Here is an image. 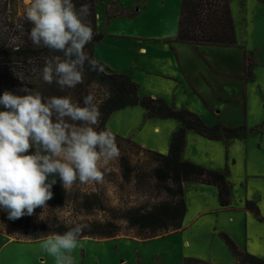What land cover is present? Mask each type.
<instances>
[{
	"label": "rangeland",
	"instance_id": "rangeland-1",
	"mask_svg": "<svg viewBox=\"0 0 264 264\" xmlns=\"http://www.w3.org/2000/svg\"><path fill=\"white\" fill-rule=\"evenodd\" d=\"M179 2L96 0L102 39L95 45L94 57L111 71L127 75L138 85L141 98H159L174 109H186L207 126L245 128L240 137L216 142L213 147L198 145L203 151L214 153V158L221 162L225 153L235 159V165H230L229 174L225 175L230 204L227 209L202 215L190 229L171 235L146 240L116 238L113 234L111 238L80 237L71 253L73 264H182L184 259L194 256L202 261L229 264L234 259L221 233L218 234L220 227L228 228L242 251L264 260V0H245L244 7L239 0L232 2L235 47L206 46L198 51L189 45L165 41L176 35ZM29 6V0H12V16L26 17ZM1 38L5 39L4 35ZM140 47L146 51L142 52ZM11 62L0 57L2 94L10 92L13 85ZM138 110L143 112L139 106L121 109L110 115L106 126L115 127L123 137H131L149 149L143 142L147 139L145 129L134 131L138 118L133 112ZM165 122L177 125L172 119ZM170 135L163 134L168 138L167 147ZM146 141L157 145V141ZM33 152L34 149L27 154ZM62 187V202L37 207L32 216L13 221L8 219L7 211L0 209V264H56L55 258L42 247L47 236L63 234L76 224H114L106 217L112 210L107 203L103 204L104 213L97 207L87 212L85 202L92 193L91 181L77 180L70 188ZM195 188L193 183L185 186L188 199L201 195ZM248 204L257 212L249 210ZM201 210L197 202L194 212ZM229 217L233 221H228ZM99 233L107 235L113 230L101 227Z\"/></svg>",
	"mask_w": 264,
	"mask_h": 264
},
{
	"label": "clouds",
	"instance_id": "clouds-1",
	"mask_svg": "<svg viewBox=\"0 0 264 264\" xmlns=\"http://www.w3.org/2000/svg\"><path fill=\"white\" fill-rule=\"evenodd\" d=\"M26 19L33 25L30 38L63 56H53L42 69V79L61 90L84 83L85 63L89 71L103 69L85 52L93 29L85 18L87 6L77 10L73 0H29ZM23 96L4 92L0 96V209L9 220L32 216L53 198L52 186L58 176L65 188L77 180L102 183L105 168L120 156L116 137L110 130L97 131L101 112L95 96L83 98V106L69 96L44 98L30 89ZM32 154L29 153L33 150ZM88 224H76L63 234L53 233L42 241L43 249L56 264H73Z\"/></svg>",
	"mask_w": 264,
	"mask_h": 264
},
{
	"label": "trees",
	"instance_id": "trees-1",
	"mask_svg": "<svg viewBox=\"0 0 264 264\" xmlns=\"http://www.w3.org/2000/svg\"><path fill=\"white\" fill-rule=\"evenodd\" d=\"M11 1L0 0V57L9 58L13 61L10 63V67L12 65L10 73V80L13 82L10 88L12 94L26 95L28 93L21 89L27 88L33 94L39 93L44 98L69 96L74 103H78L80 106H83L85 96L93 94L102 114L98 125L95 126L97 131L104 130L105 122L111 114L131 106L141 107L148 117L176 120L179 127L171 137L168 152V157L173 160L174 178L176 174H180L182 176L181 182L213 185L218 189L220 205L227 207L230 204V192L224 174L207 171L190 162H182L180 156L184 149L186 130H193L209 140H219L240 137L245 132L244 127L230 128L220 124L207 126L200 117L186 109H174L159 98L150 96L141 98L138 95V85L131 81L127 75L115 73L107 66L96 62L94 59L95 45L102 39V33L98 30L96 0H73V3L77 10L85 6L89 10L90 14L85 18V22L90 23L94 35L92 42L87 44L84 50L103 71H89L86 62L83 84H78L75 88L61 90L55 82L51 85L45 83L42 79L43 67L53 56L62 57L63 54L43 45L36 46L32 43L30 30L33 25L27 21L26 17L12 16ZM229 3L230 0H181L176 40L195 46L234 47L236 45V32L230 16ZM2 35L5 39L1 38ZM246 71L248 72L247 68ZM2 95L0 93V96ZM0 110L5 111L7 109L0 105ZM53 178L57 180V183L51 189L53 198L47 202L51 205H54L55 202H62L65 198L59 177L50 176L49 180ZM177 194L180 197L178 204L184 207L181 186L178 187ZM85 206L89 205L85 204ZM248 206L253 213L257 212L255 207L249 204ZM92 225L89 228L90 232L82 233L80 237L98 235L111 238L115 235L114 231L107 235H100L101 226L96 223ZM107 225L111 226L109 223L105 224L106 228ZM59 234L62 233L59 232ZM220 237L235 259L232 264H264V260L255 258L239 249L227 234L221 233ZM184 264L213 263L187 258L184 260Z\"/></svg>",
	"mask_w": 264,
	"mask_h": 264
},
{
	"label": "crops",
	"instance_id": "crops-1",
	"mask_svg": "<svg viewBox=\"0 0 264 264\" xmlns=\"http://www.w3.org/2000/svg\"><path fill=\"white\" fill-rule=\"evenodd\" d=\"M239 1L241 6L244 7L245 0ZM232 2H234V0H230L229 11L235 27L232 15ZM176 35L173 38L165 39V41L189 45L196 51L200 48L210 46H195L187 42H179L176 40ZM210 47L223 49L231 48L218 46ZM140 50L143 52L146 51V48L140 47ZM96 62L103 64L100 61ZM133 113H136L138 118L135 120L136 128L134 131L138 132L145 129L144 136L147 138L146 140H152L153 143L157 141V145L154 146L146 140L143 142L149 149L138 145L132 141L131 137H123V134L117 131L115 127L108 128L106 126L107 119L104 130L110 129L115 135L117 146L120 149V156L110 161L105 168L101 169V171L104 172V176H106L102 183L95 182V184H93V181H91L92 193L88 196L89 198L86 197L85 202V204L89 205L86 207L88 209L87 212L94 211V207H97L104 213L105 208H103V204L107 203L112 210L106 217L114 222V224L108 222L111 226L107 225V228L114 231L116 238L121 236L123 238L146 240L183 232L193 227L202 215L227 209L229 205L227 207H222L220 205L218 189L215 186L198 182H188L195 184V191L201 194L188 199L185 195V186L188 183L181 182L182 176L180 174H176L174 178L172 169L173 160L168 157V138H165L163 134H165V132L171 134L169 139L170 145L171 137L179 127L178 122L175 120L177 123V125H175L172 122H165L169 119L148 117L144 109L143 112L138 110ZM154 131H158L157 134ZM222 140L229 139L209 140L193 130H186L184 134V149L181 153L180 161L190 162L210 172L228 175L230 165H235V159L230 158V156L225 153V156L222 154L223 159H221V162L214 158V153L209 150L203 151V149L198 146L208 145L207 147H213V145H216V142ZM226 152H228V149ZM179 186L182 188L184 207L178 204V202H180V197L177 194ZM197 202L201 205L203 210L194 212ZM228 221H233V217H229ZM92 224L91 222L90 225ZM100 226L106 228L104 223ZM218 231V234L225 233L231 238L230 231L227 227H220ZM209 262L217 264L211 261ZM234 262L235 259L229 264ZM182 264H184V262Z\"/></svg>",
	"mask_w": 264,
	"mask_h": 264
}]
</instances>
